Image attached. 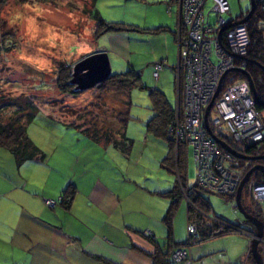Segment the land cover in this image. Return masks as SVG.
Returning a JSON list of instances; mask_svg holds the SVG:
<instances>
[{
    "label": "rangeland",
    "instance_id": "rangeland-1",
    "mask_svg": "<svg viewBox=\"0 0 264 264\" xmlns=\"http://www.w3.org/2000/svg\"><path fill=\"white\" fill-rule=\"evenodd\" d=\"M229 3L230 13L226 18L239 17L241 10L250 6V0H229ZM169 4L170 0H95L94 5L102 18L131 26L121 31L104 32L95 38L96 22L88 12L91 0L5 1L0 34L8 33L0 38V105L13 104L5 106L2 116L8 119L16 108L34 112L27 122V133L47 154L46 159L54 164L53 170L60 169L68 175L75 170L77 177L82 163L93 164L96 169H99L98 164H111L119 175L129 179L127 185L132 189L137 188V169L147 165L151 170L147 171L150 177L162 181L167 178L174 183L175 173L160 164L169 142L148 131L146 123L154 114L149 95L151 89L162 91L173 108L177 103L178 43L176 35L169 29L157 32L142 29L167 22L175 24V3L171 2L172 10ZM93 40L97 46H106L112 73L132 69L140 74L141 86H133L127 92L111 86L92 87L74 94L61 92L57 82L60 67L70 69L71 64L89 54ZM262 46L264 52V32ZM29 103L32 104L28 106ZM124 113L127 116L126 136L133 141L129 154H122L113 146L104 152L103 145L89 140L75 128L78 124L88 130L93 127L104 130L105 126L116 128L122 123ZM260 114L264 118V108L260 109ZM71 123L74 125H68ZM192 153L189 147L184 173L187 185L194 183L196 178ZM77 157L79 163L74 159ZM72 163L74 169H71ZM69 185L72 184L66 183L64 188ZM205 194L210 200L212 214L247 227L234 198L210 192ZM130 201V206L137 208V200ZM179 201L177 209L186 210V198L182 196ZM250 203V195L244 192L242 204L249 206ZM261 213L264 219V207H261ZM252 235L255 236V232L237 230L210 237L208 241L203 238L185 249L194 264H230L229 254L222 248L227 247L232 252L236 239L243 236L248 243V263L255 264L250 251ZM187 237L185 230L181 240ZM201 246L210 251L199 254ZM260 247L264 248V238L258 245L260 255L264 256V249Z\"/></svg>",
    "mask_w": 264,
    "mask_h": 264
},
{
    "label": "crops",
    "instance_id": "crops-1",
    "mask_svg": "<svg viewBox=\"0 0 264 264\" xmlns=\"http://www.w3.org/2000/svg\"><path fill=\"white\" fill-rule=\"evenodd\" d=\"M169 9L172 10L171 2ZM173 12L175 24L159 25L176 30V4ZM94 42L87 53L107 50L105 45L97 46ZM120 126L107 127L113 133L110 140L94 139L86 127L75 128L89 140L103 145L104 152L113 146L122 154H129L133 141L128 148H122ZM168 151L167 146L165 156ZM46 155L18 164L15 156L0 145V264H154L168 233L163 216L171 198L163 192L174 189L176 172L160 160L162 167L175 173L172 183L171 179L150 177L149 166H142L143 169H137V188L130 189L129 179L119 175L114 165L97 163L96 169L93 164L82 163L76 177L75 170L71 175L53 170L54 164ZM74 159L78 162V157ZM71 165L74 169L75 165ZM66 183L75 187L68 206L58 201ZM48 198L56 200L55 204L47 205ZM131 199L137 200V208L130 206ZM176 210L171 236L177 241L185 236L187 204L186 210L182 207ZM236 240L232 252L227 247L222 250L229 254L230 264H249L245 237ZM200 249L202 255L210 251L205 246ZM185 264H194L189 255Z\"/></svg>",
    "mask_w": 264,
    "mask_h": 264
},
{
    "label": "built area",
    "instance_id": "built-area-1",
    "mask_svg": "<svg viewBox=\"0 0 264 264\" xmlns=\"http://www.w3.org/2000/svg\"><path fill=\"white\" fill-rule=\"evenodd\" d=\"M170 2L177 6L178 58L175 66L177 103L167 137L177 146L179 143L190 146L196 165L195 182L190 186L180 185L181 193L187 201L196 186L211 193L231 194L245 169L236 165L237 157L208 134L203 114L213 99L207 117L215 134H228L239 144L264 138V118L256 107L249 78L240 71L248 70L250 35L246 19L250 6L241 10V16L226 18L230 13L229 0ZM254 4V11L259 14L258 23L264 25V0H254ZM241 18L245 20L236 22ZM221 77L220 90L214 97ZM251 195L264 207V181L251 186ZM55 202L52 198L45 199L50 206ZM187 231L196 233L193 222L188 223ZM169 257L172 261L188 259L186 251L180 247L171 251Z\"/></svg>",
    "mask_w": 264,
    "mask_h": 264
},
{
    "label": "trees",
    "instance_id": "trees-1",
    "mask_svg": "<svg viewBox=\"0 0 264 264\" xmlns=\"http://www.w3.org/2000/svg\"><path fill=\"white\" fill-rule=\"evenodd\" d=\"M6 0H0V25L3 23L2 14L3 7L5 5ZM95 0H91V6L88 9L90 16L96 22V28L94 29V37H99L104 32H116L124 30L127 27H131L130 25H126L123 22H118L114 20H106L101 17L99 11L96 9L94 5ZM259 18V16H258ZM257 13L252 16L247 21L249 35L251 38V44L248 50V57L252 59V61H257L264 65V52L262 46V36L264 32V25L258 23ZM1 28V26H0ZM144 30H152L154 32L163 31L165 29H169L167 26H157L153 28H142ZM171 30V29H170ZM174 35H176V30H171ZM8 32H3L0 34V38L4 36ZM247 69L252 77L253 84L255 87V91L259 98L264 99V69L254 62L248 61ZM60 72L57 76L58 87L61 92L72 93L71 85L67 83V79L69 78L68 67L64 69L62 66L60 67ZM139 85L141 86L140 74L134 70H127L126 72H117L111 73L109 78L100 82L96 85L99 88H107L113 87L115 90L120 92H127L133 86ZM224 86V83H223ZM149 95L152 102V107L154 110L153 116L147 121L146 126L147 130L153 132L156 136L163 137L169 142V151L167 155L163 158L164 163L170 167V169L174 170L177 174V184L175 185L172 192H163V194L169 196L171 198L170 204L163 216V220L167 225V236L166 241L163 246H159L157 255L154 257V264H183L180 261H172L170 260V252L176 248H182L186 251L185 247L189 246L191 243L200 242L203 238H210L219 236L222 234H227L230 232H235L239 230H243L245 232L253 233L256 231L255 226L245 219L247 227L244 228L240 224H235L230 222V220L224 218L223 216H219L217 214H213L216 219H211L206 216V214H210L212 216V206L208 196L205 194L208 192L206 189L196 186L194 188L193 193L190 194V201H187V225L189 222H193L196 226V233L189 234L188 237L181 241H176L172 239L171 236V227L173 222V217L175 211L177 209L178 201L183 196L181 193L180 182L183 186H187V179L185 177L186 171V163H187V155L188 149L190 146L186 144L179 143L177 148L171 139L167 137V130L169 124L172 122L174 118V108L167 100L165 94L158 90L157 88H153L149 91ZM13 104L7 103L4 105H0V145L4 148L8 149L16 158V162L20 164L21 162L32 159L35 157L42 158L44 157V152L40 149L37 144L29 137L27 133V122L32 119L33 113L23 112L22 109L16 108L12 116L8 119L2 116V111L6 109L5 106ZM29 103L28 106H30ZM33 106V105H32ZM31 106V108H32ZM257 109L260 111L261 108H264V103H256ZM34 108V107H33ZM21 112V113H20ZM24 116V118H23ZM126 113L121 117L122 123L121 128L118 130V135L124 138L120 140L123 145L122 148H128L131 142V139L128 138L124 133V128L126 124ZM68 125H74L68 124ZM77 126H80L78 124ZM102 130V131H101ZM97 129L93 127L90 131L87 129V132L92 135L94 139L103 138L105 140L109 139L113 134L107 128ZM220 138L224 139L229 145H231L236 150L245 153V154H262L264 153V139L258 142L249 143V144H239L235 142L228 134L225 133H216ZM121 138V139H122ZM127 141V144H126ZM222 148V147H221ZM223 149V148H222ZM177 150V152H176ZM235 164L243 167L245 171L250 168L254 163H262L264 165V158L256 159V160H247L243 158H236ZM176 169V170H175ZM253 181V182H252ZM264 181V176L262 172L258 169H255L247 178L246 182L243 185L241 192V201L243 200V193L250 195L251 203L250 205H244V208L247 212L257 216L258 218L263 219L261 213V207L257 204L251 195V186L256 183H260ZM192 185V184H191ZM70 186V185H69ZM63 188L60 193L59 203L61 205L68 206L69 202L72 198V195L75 192V187L71 185ZM190 186V184H189ZM211 193V192H210ZM230 198H234V193L228 195ZM56 201V200H55ZM218 220V221H217ZM242 228V229H240ZM150 238L154 239L153 236L148 235ZM264 238V231H263ZM263 250V247H260ZM186 255L188 258V253L186 251ZM264 262V256H261Z\"/></svg>",
    "mask_w": 264,
    "mask_h": 264
},
{
    "label": "water",
    "instance_id": "water-1",
    "mask_svg": "<svg viewBox=\"0 0 264 264\" xmlns=\"http://www.w3.org/2000/svg\"><path fill=\"white\" fill-rule=\"evenodd\" d=\"M254 7H255L254 0H250V10L247 14V17H249L252 14ZM244 20L245 18H241L237 20L236 22H242ZM248 60L250 62H254L255 64L260 65L264 69L263 64L257 61H254V60L252 61L251 58H248ZM240 71L243 72L249 78L255 101L257 103L263 104L264 99H261L258 97L249 71L245 69H240ZM110 74H111V64H110L107 52L104 50L95 51V52H92V53H89L83 56L78 61L70 65V69L68 72L69 78L67 79V83L71 85V91L73 93H78L88 88H92L96 86L97 84H99L100 82H103L104 80L109 78ZM221 79L222 77L220 78V82H219V85L217 87L214 97L220 90ZM212 101L213 99H211V101L206 105L204 114H203L204 126L208 134L212 137V139L218 142L226 151L232 153L237 158H243L247 160H256V159L264 158V153L254 155V154H245V153H242L236 150L231 145H229L225 140L219 138L213 132V130L210 128L208 117H207L209 109L212 105ZM255 169L260 170L264 176V165L259 162L254 163L250 168H248L245 171L244 176L239 181L236 187V190H235L234 200H235L237 208L243 214L244 219L251 222L256 228L255 236L252 237L251 244H250V251H251L253 260L255 261V264H264L262 257L259 253V249H258L259 240L263 236L264 223L257 216L247 212L241 201V192H242L243 185L246 182L249 175Z\"/></svg>",
    "mask_w": 264,
    "mask_h": 264
},
{
    "label": "bare ground",
    "instance_id": "bare-ground-1",
    "mask_svg": "<svg viewBox=\"0 0 264 264\" xmlns=\"http://www.w3.org/2000/svg\"><path fill=\"white\" fill-rule=\"evenodd\" d=\"M257 12H255L253 10L252 14L246 19V22L248 21V19H250L252 16H254ZM259 14L257 13V18H258ZM259 19V18H258ZM250 44H251V38L249 37V43H248V47H247V51L249 50V47H250ZM112 73V72H111ZM111 75V74H110ZM96 87V86H94ZM79 93V92H78ZM257 103V102H256ZM264 138L260 139V140H263ZM258 140V141H260ZM256 141V142H258ZM232 194V193H231ZM235 194V192H234ZM224 195H230V194H224ZM254 200V199H253ZM256 202V201H255ZM257 203V202H256ZM258 204V203H257ZM260 205V204H259ZM261 206V205H260ZM207 217L211 218V219H216V217L212 214V216L210 214H206ZM218 221V220H217ZM261 241V239L259 240V242ZM180 263H187V259L186 260H182L180 261Z\"/></svg>",
    "mask_w": 264,
    "mask_h": 264
},
{
    "label": "flooded vegetation",
    "instance_id": "flooded-vegetation-1",
    "mask_svg": "<svg viewBox=\"0 0 264 264\" xmlns=\"http://www.w3.org/2000/svg\"><path fill=\"white\" fill-rule=\"evenodd\" d=\"M260 219V218H259ZM262 220V219H261ZM263 221V220H262ZM263 223H264V221H263ZM256 232V231H255ZM254 233V232H253ZM263 240V236L261 237V241Z\"/></svg>",
    "mask_w": 264,
    "mask_h": 264
}]
</instances>
